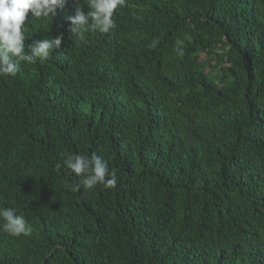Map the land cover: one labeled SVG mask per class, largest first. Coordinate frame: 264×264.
<instances>
[{"label":"trees","instance_id":"obj_1","mask_svg":"<svg viewBox=\"0 0 264 264\" xmlns=\"http://www.w3.org/2000/svg\"><path fill=\"white\" fill-rule=\"evenodd\" d=\"M77 3L29 11L26 51L61 45L0 75V207L31 229L0 264H264V0H126L83 40ZM93 153L116 187L72 191Z\"/></svg>","mask_w":264,"mask_h":264},{"label":"clouds","instance_id":"obj_2","mask_svg":"<svg viewBox=\"0 0 264 264\" xmlns=\"http://www.w3.org/2000/svg\"><path fill=\"white\" fill-rule=\"evenodd\" d=\"M83 2L89 9L86 14L77 3L75 15L67 17L70 22L69 33L80 40L84 39L87 31L108 33L115 27L113 16L116 10L126 6V0ZM66 3L67 0H0V75L14 76L20 71L21 62L35 64L37 59H47L61 45L62 37L57 35L27 45L26 51L24 28L29 11L35 18H44L49 22L56 15V10L63 9ZM157 43L154 39L149 47L155 48ZM64 166L80 178L71 187L72 191H78L81 186L85 190H92L97 185L114 189L118 182L116 174L110 173L106 162L95 153L67 155ZM0 221L3 222L0 227L13 236L30 234L31 229L25 217L18 215L14 208L0 207Z\"/></svg>","mask_w":264,"mask_h":264}]
</instances>
